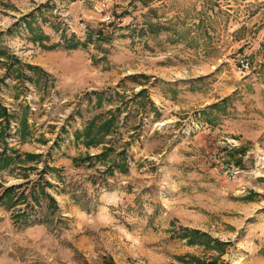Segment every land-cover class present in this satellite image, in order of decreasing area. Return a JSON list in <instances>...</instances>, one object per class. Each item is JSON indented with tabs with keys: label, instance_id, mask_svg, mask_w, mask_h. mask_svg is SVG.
Instances as JSON below:
<instances>
[{
	"label": "rangeland",
	"instance_id": "rangeland-1",
	"mask_svg": "<svg viewBox=\"0 0 264 264\" xmlns=\"http://www.w3.org/2000/svg\"><path fill=\"white\" fill-rule=\"evenodd\" d=\"M6 124L0 264H264V0H0Z\"/></svg>",
	"mask_w": 264,
	"mask_h": 264
},
{
	"label": "trees",
	"instance_id": "trees-1",
	"mask_svg": "<svg viewBox=\"0 0 264 264\" xmlns=\"http://www.w3.org/2000/svg\"><path fill=\"white\" fill-rule=\"evenodd\" d=\"M96 33H99L98 31L96 32ZM91 124H93L92 122H89V123H87V125L85 126V130L86 131H84V132H81V135H82V137L84 138V141H85V144H89V143H92V142H94V139H88L87 138V135H89V133H88V130H90V128L92 127V125ZM109 123H108V121L107 122H103L102 124L100 123L99 125H98V129H103V127L105 128V127H109V126H106V125H108ZM7 126H8V124H6V126L5 127H3L1 130H0V137H2V135H3V133H4V130H5V128H7ZM22 129H24V128H21V130ZM22 135H23V132H22ZM78 137V133H76L75 134V138H77ZM29 156H31L30 154H28ZM11 157L9 156V155H7V154H4V152L3 151H1L0 152V167H2V166H5L6 164H8L10 161H11ZM114 165V164H113ZM114 166H116V165H114ZM8 190V189H7ZM181 235V234H180ZM182 236V235H181Z\"/></svg>",
	"mask_w": 264,
	"mask_h": 264
},
{
	"label": "built area",
	"instance_id": "built-area-1",
	"mask_svg": "<svg viewBox=\"0 0 264 264\" xmlns=\"http://www.w3.org/2000/svg\"><path fill=\"white\" fill-rule=\"evenodd\" d=\"M240 66L241 67H247L248 66V61L245 58L240 60Z\"/></svg>",
	"mask_w": 264,
	"mask_h": 264
}]
</instances>
